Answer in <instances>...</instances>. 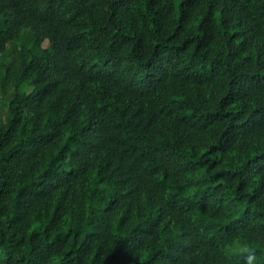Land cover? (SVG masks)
Returning a JSON list of instances; mask_svg holds the SVG:
<instances>
[{
	"label": "clouds",
	"instance_id": "clouds-1",
	"mask_svg": "<svg viewBox=\"0 0 264 264\" xmlns=\"http://www.w3.org/2000/svg\"><path fill=\"white\" fill-rule=\"evenodd\" d=\"M0 264H264V0H0Z\"/></svg>",
	"mask_w": 264,
	"mask_h": 264
}]
</instances>
